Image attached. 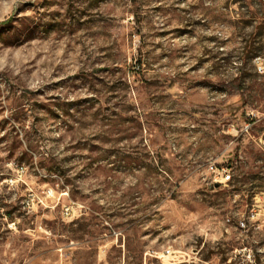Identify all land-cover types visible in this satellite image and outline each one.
<instances>
[{"label":"rangeland","instance_id":"rangeland-1","mask_svg":"<svg viewBox=\"0 0 264 264\" xmlns=\"http://www.w3.org/2000/svg\"><path fill=\"white\" fill-rule=\"evenodd\" d=\"M257 57L264 0H0V264H264Z\"/></svg>","mask_w":264,"mask_h":264},{"label":"built area","instance_id":"built-area-1","mask_svg":"<svg viewBox=\"0 0 264 264\" xmlns=\"http://www.w3.org/2000/svg\"><path fill=\"white\" fill-rule=\"evenodd\" d=\"M254 63L256 64V69L260 74H264V61L262 58H255ZM260 118L254 114L247 115V121L242 126L240 133L243 136H249L252 138V130L254 126L258 123ZM255 145L263 152L264 154V136L259 138H253ZM210 171L214 175L212 182L214 184H227L232 180L231 169L225 167H218L216 164H211ZM167 255H170L171 251L168 250Z\"/></svg>","mask_w":264,"mask_h":264},{"label":"crops","instance_id":"crops-1","mask_svg":"<svg viewBox=\"0 0 264 264\" xmlns=\"http://www.w3.org/2000/svg\"><path fill=\"white\" fill-rule=\"evenodd\" d=\"M259 121H260V120H259ZM259 121H258V122H259ZM228 131H229V130H228ZM254 131H255V129L253 128L252 133H251L252 138L250 137V138L252 139V141H253V138H259V137H263V136H264V132H263L260 136H255V135L253 134ZM253 143H254V141H253ZM254 144H255V143H254Z\"/></svg>","mask_w":264,"mask_h":264},{"label":"trees","instance_id":"trees-1","mask_svg":"<svg viewBox=\"0 0 264 264\" xmlns=\"http://www.w3.org/2000/svg\"><path fill=\"white\" fill-rule=\"evenodd\" d=\"M21 160H24V158H23V159H21Z\"/></svg>","mask_w":264,"mask_h":264}]
</instances>
